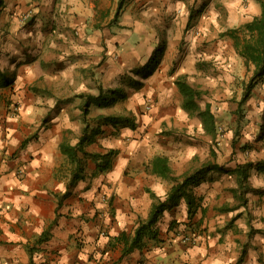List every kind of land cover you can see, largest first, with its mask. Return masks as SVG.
Returning a JSON list of instances; mask_svg holds the SVG:
<instances>
[{"label": "crops", "instance_id": "crops-1", "mask_svg": "<svg viewBox=\"0 0 264 264\" xmlns=\"http://www.w3.org/2000/svg\"><path fill=\"white\" fill-rule=\"evenodd\" d=\"M25 1L4 0L0 11V71L10 80L0 85V264H264V172L250 167L243 187L235 172L264 160V129L257 158L224 159L213 150L205 160L183 145L185 159L175 163L169 136L161 133L189 126L187 116H196L204 129L196 112L183 107L175 84L179 75L187 79V70L172 71L182 34L194 21L187 8L193 0H127L116 19L118 0ZM95 1L115 10L91 19ZM196 2L207 3L196 29L224 18L226 31L262 14L260 0ZM161 25L167 47L155 60ZM171 25L179 28L175 40L168 36ZM150 41L145 58L141 42ZM257 88L264 92V77ZM100 89L103 95L121 89L125 97L112 104L93 100L84 114L86 95ZM175 92L180 106L161 105ZM149 98V110L142 112ZM14 105L19 113L12 116ZM86 125L99 130L94 140L75 155L63 151V145H77ZM110 149L116 151L112 166L99 172L92 155ZM155 156L166 157L177 176L207 162L217 167L192 185V215L181 197L153 226L155 238L123 253L118 236L132 235L173 184L152 172ZM76 159L83 163L82 178L71 184ZM184 234L193 240L184 242Z\"/></svg>", "mask_w": 264, "mask_h": 264}, {"label": "rangeland", "instance_id": "rangeland-1", "mask_svg": "<svg viewBox=\"0 0 264 264\" xmlns=\"http://www.w3.org/2000/svg\"><path fill=\"white\" fill-rule=\"evenodd\" d=\"M32 1H25L24 4L28 6L33 3ZM56 1L53 0L52 2L51 0L48 5L54 4ZM196 1L193 0V2L187 3L189 18L194 21L190 25L189 30L182 34L180 41L181 47H179V51L175 55L176 64L172 71L176 73L182 68L187 70V79L189 82L203 92L198 102L201 107L209 103L216 120L217 135L213 136L204 129L202 131L199 125L200 121L196 116H187L186 122L184 123L189 126H185L183 129L172 132L168 128H163L161 133L169 136L171 144L169 146L170 155L173 163L185 159L183 158L185 157L183 145L194 148L200 153V156H204L205 160L212 154L213 150L217 154L220 153L224 159L232 157L234 160H237L242 157H249L251 154H254L257 158V153L259 155L263 148H259L258 146L264 144V142L262 144L259 142L262 139V131L264 129V92L259 90V88L255 89L251 98L243 104L240 112H235L237 101L242 95L243 85L252 74V67L247 68L243 58L234 50L232 38L222 36V32L225 31L224 18H218L216 25H212L205 30L195 28L194 25L198 19L197 17L204 12L207 6L206 2H201L197 6ZM94 4L96 6L93 7V10L96 11L94 12L96 15L95 17L90 15L91 19H97L101 14L100 11L107 16L115 10L112 5L108 8L104 7L102 1H95ZM144 9L148 10L147 6H144ZM131 14H134V12L132 11ZM144 17V19H141V23L146 24L149 20L146 18L147 16L144 15ZM107 21L109 22V20ZM216 26L222 31L215 32ZM161 28H163L162 25L160 28L157 26L155 38H159V47L161 50L157 51L156 56L152 52V57L154 56L153 58L155 60L159 59V57L163 58L161 52H164L167 47V34L165 29L163 28L162 30ZM168 28L170 27L168 26ZM170 29H172V34L170 32L168 36H170V40H175L178 36L176 35V31L178 32L179 28L177 25H171ZM123 32L129 35V37L131 36L130 32L125 30ZM240 34L242 35L241 31ZM106 38V36L102 38L103 44L106 42ZM191 40L195 46L191 45ZM152 42L154 43V41L141 42V45L147 53L145 58L149 57V47L153 44ZM102 57V61H104L107 58V54L103 53ZM166 58L169 59V55H166ZM175 73L174 75H176ZM125 80L129 81V77ZM181 99V95H177V92H175L172 98H168L161 105L169 104L180 106ZM151 101L152 99L149 98L142 105V112L149 110L147 106H150ZM14 111H16V114L19 113L18 109L14 110L12 107V116L16 115L13 113Z\"/></svg>", "mask_w": 264, "mask_h": 264}, {"label": "trees", "instance_id": "trees-1", "mask_svg": "<svg viewBox=\"0 0 264 264\" xmlns=\"http://www.w3.org/2000/svg\"><path fill=\"white\" fill-rule=\"evenodd\" d=\"M127 0H118L114 18H118ZM262 7L261 16L253 18L251 21L244 23L238 28L228 29L222 32V36H228L232 38L234 47L237 53L243 57L244 63L247 68L253 66L252 74L249 79L243 85V91L240 99L237 101V107L235 112L239 113L243 104L250 98L251 93L255 86L264 77V0H260ZM4 6V0H0V11ZM242 32V35L240 34ZM9 78L5 72L0 71V85L9 83ZM175 84L178 86L181 94L184 97L183 107L196 112L200 117L204 130L213 135H217L216 120L213 112L211 111L209 103L205 104L202 108L198 102L201 99L203 92L198 88L191 85L185 75H179L175 79ZM111 95L109 96L108 94ZM103 95L102 89L98 95L87 94V101L84 105L87 108L84 114L88 112V106L91 101L102 100L106 104H112L118 99H123L125 94L121 89L106 90ZM1 99V96H0ZM111 117H107L110 119ZM45 122V119H44ZM98 129L89 130V125H86L79 137L77 145L74 147H64L63 151H67L69 155H75L77 150H82L86 143L94 140V137L98 134ZM214 155L215 152L212 151ZM116 155V151L110 149L105 153L92 155L96 161L97 170L99 172L107 171L112 166L113 157ZM82 161L76 159L75 169L72 171L71 184L82 178ZM254 166L257 171L264 172V160L254 163H245L235 168V172L240 177L241 186L247 184L249 168ZM217 165L211 162H207L199 168L193 171L185 172L181 175H173V170L168 164L167 158L164 156H155L151 161L152 172L160 175L164 178H169L173 181V184L167 194L164 201L156 200L153 202L150 213L147 219L139 222L134 233L128 235L122 232L118 239L123 243V253H128L134 248H139L144 242V238H155L156 232L153 231V226L158 221L159 217L163 213L166 207L176 205L181 197L186 199L188 205L189 216L195 211V195L192 190V185H195L208 170L216 168ZM66 195V194H65ZM241 200L245 202V198L241 197ZM46 234H42L40 240L45 238Z\"/></svg>", "mask_w": 264, "mask_h": 264}, {"label": "built area", "instance_id": "built-area-1", "mask_svg": "<svg viewBox=\"0 0 264 264\" xmlns=\"http://www.w3.org/2000/svg\"><path fill=\"white\" fill-rule=\"evenodd\" d=\"M28 15V13H26V16ZM14 110H17V106L14 105L13 106ZM16 111H14L13 113H15ZM193 235H187V234H184L181 239L184 241V242H189V241H192L193 240Z\"/></svg>", "mask_w": 264, "mask_h": 264}]
</instances>
